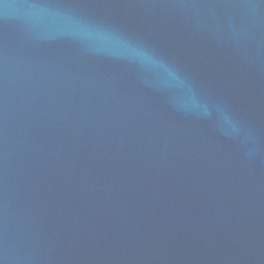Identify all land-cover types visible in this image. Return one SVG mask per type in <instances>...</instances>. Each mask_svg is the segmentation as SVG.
<instances>
[{"label":"water","instance_id":"obj_1","mask_svg":"<svg viewBox=\"0 0 264 264\" xmlns=\"http://www.w3.org/2000/svg\"><path fill=\"white\" fill-rule=\"evenodd\" d=\"M0 264H264V0H0Z\"/></svg>","mask_w":264,"mask_h":264},{"label":"clouds","instance_id":"obj_2","mask_svg":"<svg viewBox=\"0 0 264 264\" xmlns=\"http://www.w3.org/2000/svg\"><path fill=\"white\" fill-rule=\"evenodd\" d=\"M206 111V110H205Z\"/></svg>","mask_w":264,"mask_h":264}]
</instances>
